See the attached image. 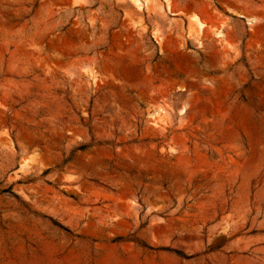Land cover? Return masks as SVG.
<instances>
[{"label":"rangeland","instance_id":"rangeland-1","mask_svg":"<svg viewBox=\"0 0 264 264\" xmlns=\"http://www.w3.org/2000/svg\"><path fill=\"white\" fill-rule=\"evenodd\" d=\"M138 1L0 0V264H264V0Z\"/></svg>","mask_w":264,"mask_h":264},{"label":"bare ground","instance_id":"bare-ground-1","mask_svg":"<svg viewBox=\"0 0 264 264\" xmlns=\"http://www.w3.org/2000/svg\"><path fill=\"white\" fill-rule=\"evenodd\" d=\"M134 1L138 5V7H141L140 2L138 0H134ZM167 3H168V6L170 7V0H167ZM200 25H201V29L204 30L205 26L203 24H200Z\"/></svg>","mask_w":264,"mask_h":264}]
</instances>
